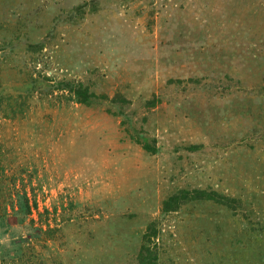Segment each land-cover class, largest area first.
I'll list each match as a JSON object with an SVG mask.
<instances>
[{"label":"rangeland","instance_id":"obj_1","mask_svg":"<svg viewBox=\"0 0 264 264\" xmlns=\"http://www.w3.org/2000/svg\"><path fill=\"white\" fill-rule=\"evenodd\" d=\"M0 264H264V0H0Z\"/></svg>","mask_w":264,"mask_h":264}]
</instances>
